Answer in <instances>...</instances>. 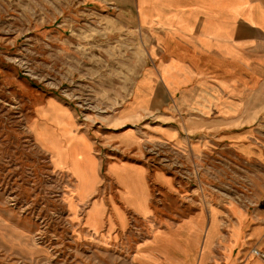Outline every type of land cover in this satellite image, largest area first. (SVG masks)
I'll use <instances>...</instances> for the list:
<instances>
[{
    "label": "rangeland",
    "instance_id": "rangeland-1",
    "mask_svg": "<svg viewBox=\"0 0 264 264\" xmlns=\"http://www.w3.org/2000/svg\"><path fill=\"white\" fill-rule=\"evenodd\" d=\"M135 2L0 0V264H151L156 253L135 249L131 236L147 237L143 222L124 215V229L116 215H104L103 202L109 212L116 200L108 169L117 163L145 166L152 182L156 170L182 184L188 178L209 201L219 196L251 213L262 208L263 166L226 157L201 166L151 134L180 114L137 108L149 85L138 83L140 74L156 60ZM135 132L142 140L125 147L120 138ZM118 179L127 187L135 183L129 174ZM217 216L206 238L207 226L187 237V215H153L148 223L161 230L153 250L164 247L171 264H201L205 244V264H230L232 253L212 243ZM223 217L228 230L233 219ZM252 248L259 247L248 253L255 258Z\"/></svg>",
    "mask_w": 264,
    "mask_h": 264
},
{
    "label": "crops",
    "instance_id": "crops-1",
    "mask_svg": "<svg viewBox=\"0 0 264 264\" xmlns=\"http://www.w3.org/2000/svg\"><path fill=\"white\" fill-rule=\"evenodd\" d=\"M135 1L139 27L152 34L150 54L156 60L140 74L138 83L147 79L149 85L143 87L145 97L138 100L137 108H173L180 114L176 122L156 124L151 134L183 149L190 161L197 164L200 160L201 166L216 157L221 163L223 157L229 158L232 164L242 158L263 166L264 171V144L261 149L258 143L264 136L260 126L264 123V0ZM140 140L136 132L120 138L127 148ZM117 164L118 169L111 165L108 169L118 188L116 200H110L109 212L102 201L104 215H116L124 229V215H136L143 222L142 233L147 237L131 236L135 249L156 253L151 264H163L159 258L169 261L164 247L153 250L161 231L148 223L153 215H187V237L207 226L206 238L212 215H218V232L212 243H221L232 253L230 264H251L256 259L262 264L248 253L251 247L264 250V190H259L262 208L251 213L219 196L209 201L188 178L186 185L156 170L152 182L145 166ZM98 169L100 173V160ZM124 174L135 179L132 186L119 181L118 176ZM154 187L160 192H154ZM179 188H186V194ZM223 215L233 219L228 230ZM204 248L205 244L201 264L208 257H203ZM173 264L182 261L176 259Z\"/></svg>",
    "mask_w": 264,
    "mask_h": 264
},
{
    "label": "built area",
    "instance_id": "built-area-1",
    "mask_svg": "<svg viewBox=\"0 0 264 264\" xmlns=\"http://www.w3.org/2000/svg\"><path fill=\"white\" fill-rule=\"evenodd\" d=\"M251 253L255 256V257H259L264 261V251L259 249V248H252Z\"/></svg>",
    "mask_w": 264,
    "mask_h": 264
},
{
    "label": "bare ground",
    "instance_id": "bare-ground-1",
    "mask_svg": "<svg viewBox=\"0 0 264 264\" xmlns=\"http://www.w3.org/2000/svg\"><path fill=\"white\" fill-rule=\"evenodd\" d=\"M35 123V122H34ZM127 187V186H126ZM75 197V196H74ZM77 197V196H76ZM78 199V198H77Z\"/></svg>",
    "mask_w": 264,
    "mask_h": 264
}]
</instances>
